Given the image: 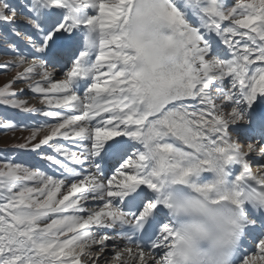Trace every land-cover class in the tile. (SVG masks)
I'll return each mask as SVG.
<instances>
[{
    "label": "snow or ice",
    "instance_id": "1",
    "mask_svg": "<svg viewBox=\"0 0 264 264\" xmlns=\"http://www.w3.org/2000/svg\"><path fill=\"white\" fill-rule=\"evenodd\" d=\"M0 43L55 169L0 164V264H264V0H0Z\"/></svg>",
    "mask_w": 264,
    "mask_h": 264
},
{
    "label": "rangeland",
    "instance_id": "2",
    "mask_svg": "<svg viewBox=\"0 0 264 264\" xmlns=\"http://www.w3.org/2000/svg\"><path fill=\"white\" fill-rule=\"evenodd\" d=\"M11 60V56L4 54L3 44L0 43V65ZM14 75L15 70L11 67L7 70L0 67V86L10 81ZM15 88L24 90L22 93H19V98L28 100L36 108L42 107L38 97L32 94L24 83H17ZM44 120L43 116L36 113H27L10 106L0 105V164L14 161L44 169L49 174L54 173L55 169L50 168L47 162L41 158V150L32 151L18 147L19 144L25 142V138L30 136L31 130L38 124L44 123ZM6 121H11L14 127L11 129L6 128ZM44 151H47V149H44ZM253 170H255V167H253ZM55 174L59 175L58 172ZM108 259L110 260L111 258L108 257ZM101 264H104V262L101 261Z\"/></svg>",
    "mask_w": 264,
    "mask_h": 264
}]
</instances>
